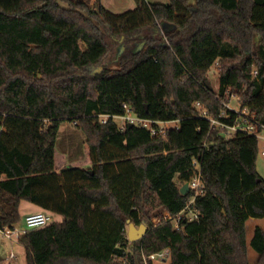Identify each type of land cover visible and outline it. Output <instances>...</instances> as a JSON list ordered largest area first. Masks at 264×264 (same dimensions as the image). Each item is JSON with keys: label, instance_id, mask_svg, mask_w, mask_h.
<instances>
[{"label": "trees", "instance_id": "16d2710c", "mask_svg": "<svg viewBox=\"0 0 264 264\" xmlns=\"http://www.w3.org/2000/svg\"><path fill=\"white\" fill-rule=\"evenodd\" d=\"M96 2L0 0V228L22 222L24 200L54 215L20 237L26 264H251L246 223L264 218L260 141L225 137L196 103L233 124L240 113L225 103L235 94L264 125V0H136L120 14ZM115 43L125 51L112 67ZM214 66L217 90L207 84ZM125 103L180 126L164 140L97 122ZM66 121L86 135L84 158L71 162L57 148ZM194 159L206 195L196 200L200 218L177 229L163 213L188 203L181 188ZM128 221L148 224L146 235L131 242ZM251 246L264 264L261 226ZM167 249L166 259L145 260Z\"/></svg>", "mask_w": 264, "mask_h": 264}, {"label": "built area", "instance_id": "2783aa9c", "mask_svg": "<svg viewBox=\"0 0 264 264\" xmlns=\"http://www.w3.org/2000/svg\"><path fill=\"white\" fill-rule=\"evenodd\" d=\"M254 75H257V70H255ZM232 97H237L235 94H231ZM238 98V97H237ZM239 99V98H238ZM240 104L241 101L239 100ZM225 106L228 109L237 111L240 113V117L236 119L233 124H229L222 120L223 118L229 117L230 115L225 111L220 115L219 118L212 117L208 110L202 108L200 102L196 103V107L200 110V116L207 118L211 121L213 126L219 127L224 136L229 138L233 136L237 132H244L247 134L256 135L259 141H264V125L261 124L255 116L249 112L247 109H243L242 111L235 109L230 105V102H226ZM124 113L121 115H111V114H98L97 115V122L100 124H107L110 119L115 120L118 127L123 131L125 130L127 125H136L141 128L148 130L153 136L161 137L164 140H167V132L170 129H177L180 126V120H160L155 118L143 117L133 111L131 106L127 103L123 104ZM121 120L118 123L116 120ZM260 127V129H259ZM261 153L264 155V147L261 148ZM194 176L188 182L189 184V192L192 193L188 203L184 207V209L178 213L177 215H171L168 212L163 213V217L166 220H171L174 222L177 229L181 228L182 221H194L200 218V213L196 208V200L198 197H203L206 195V185L202 177L201 167L200 164L196 159H194ZM55 217L52 213L47 211H39V212H32L25 216L24 228L19 227L17 225L14 226H4L0 228L2 233L9 239H20L22 234L27 229H38L45 227L52 222H54ZM160 219H155V223L158 222ZM167 250L154 253L145 257L147 259H157V258H164L166 257ZM10 261L11 264H19V258L14 254L11 253L10 257L7 259Z\"/></svg>", "mask_w": 264, "mask_h": 264}, {"label": "rangeland", "instance_id": "374dc122", "mask_svg": "<svg viewBox=\"0 0 264 264\" xmlns=\"http://www.w3.org/2000/svg\"><path fill=\"white\" fill-rule=\"evenodd\" d=\"M88 3H90L91 6H95L97 4L96 0H86ZM150 3H168L169 0H146ZM100 2L110 11L116 14L124 13L129 10H133L137 7L136 0H100ZM109 43H112V39L107 36L106 37ZM124 47L122 52L120 53L121 47ZM113 50L110 53V55L106 58V62L111 63L112 67H116L117 63V55L123 54L125 51V46L123 44L117 45V43L112 45ZM94 71L99 70V67H95L93 69ZM209 82L212 83L215 90L219 87V71L214 66L210 70L209 73ZM230 105L234 107L235 109L239 110L240 108V102L237 97H232L230 100ZM118 123L121 122V120H116ZM86 140V135L83 131L78 129L75 125H73L71 122L66 121L62 124V127L60 128L59 133V141L58 146L59 150L67 147L70 150V155H72L71 159H77L85 155L84 153V143ZM264 147V141H260V152L258 154L257 158V170L260 174V176L264 179V155L261 153V148ZM63 152L62 150H60ZM67 155V154H66ZM68 158V156H67ZM84 158V157H83ZM74 161V160H73ZM27 204H30L28 202H25ZM150 214L155 215L160 212L161 209L157 205V200L154 198L151 206L149 207ZM22 213L25 214V209L22 210ZM57 219H61L60 216L57 217ZM152 221H155V218L152 219ZM149 228V225L146 224ZM257 226H261L264 229V218H250L246 223V236H247V244H248V258L251 264H254L258 258V253L253 249L251 246V240L253 238L255 228ZM127 231H129V226L127 228ZM132 246H128V251H131ZM11 253H14L19 258L20 264H26L25 257V247L20 242V239H9L7 238L0 229V264H11L9 260H7Z\"/></svg>", "mask_w": 264, "mask_h": 264}, {"label": "water", "instance_id": "95a60500", "mask_svg": "<svg viewBox=\"0 0 264 264\" xmlns=\"http://www.w3.org/2000/svg\"><path fill=\"white\" fill-rule=\"evenodd\" d=\"M166 29H170L171 27H167L166 24H164ZM124 49V47L122 46L120 49V53L122 52V50ZM208 87L211 88L210 82L207 81ZM189 192V184L185 183L182 188H181V193L183 194H187ZM129 224V231H128V238L131 242L137 241L139 239H142L147 231H148V226L146 224H141L139 226H136L134 223H131L130 221H128ZM170 250L167 249V253H166V257L165 259L168 257Z\"/></svg>", "mask_w": 264, "mask_h": 264}, {"label": "crops", "instance_id": "0c3cea01", "mask_svg": "<svg viewBox=\"0 0 264 264\" xmlns=\"http://www.w3.org/2000/svg\"><path fill=\"white\" fill-rule=\"evenodd\" d=\"M61 127H62V125H61ZM60 127V128H61ZM1 130V129H0ZM59 133H60V130H59ZM59 133H58V138H57V147L59 148V146H58V141H59ZM60 150H62L64 153H66L67 154V156H68V161H75V160H77V159H71L72 157V155H70V150H69V148H67V147H64V148H62V149H60ZM84 157V156H83ZM82 157V158H83ZM81 159V158H80ZM25 202H28V201H22L21 202V205H20V213H21V215H22V222H20V223H18V224H16L17 226H19V227H22V228H24V226H25V223H24V218H25V216L27 215V214H29V213H32V212H39V211H43L40 207H38V206H36V205H34V204H32V203H30V202H28V203H30V204H27V203H25ZM25 209V214H23L22 213V210H24ZM58 217V216H57ZM57 217H56V219H57ZM61 217V216H60ZM57 220H62V217H61V219H57ZM19 240V239H18ZM24 246V245H23ZM25 261H26V257H25ZM18 263H19V261H18ZM20 264V263H19Z\"/></svg>", "mask_w": 264, "mask_h": 264}]
</instances>
